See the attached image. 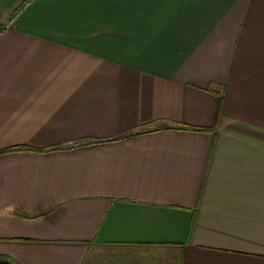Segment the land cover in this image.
<instances>
[{
    "label": "crops",
    "instance_id": "0c3cea01",
    "mask_svg": "<svg viewBox=\"0 0 264 264\" xmlns=\"http://www.w3.org/2000/svg\"><path fill=\"white\" fill-rule=\"evenodd\" d=\"M0 264H264V0H0Z\"/></svg>",
    "mask_w": 264,
    "mask_h": 264
}]
</instances>
